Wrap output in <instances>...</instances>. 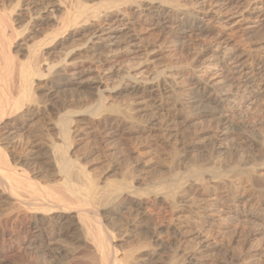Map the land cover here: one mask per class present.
I'll return each instance as SVG.
<instances>
[{
    "label": "rangeland",
    "instance_id": "obj_1",
    "mask_svg": "<svg viewBox=\"0 0 264 264\" xmlns=\"http://www.w3.org/2000/svg\"><path fill=\"white\" fill-rule=\"evenodd\" d=\"M2 1L5 7L11 5L10 0H1L0 3L4 4ZM147 1L150 0L86 2L104 18L108 10L124 9L118 37L111 45L113 48L89 51L90 33L80 28L74 42L67 40L73 33L67 31L63 35L64 50H58L59 56L50 58L55 62L64 59L73 48L68 58L69 69L86 71L88 76L85 79H88L87 83H93L92 88L66 86L55 90L47 100V110L38 115L35 123L1 131L5 137L3 146L10 156L13 154L12 165L19 174L26 175L36 187L57 193L56 189L64 179L58 176L51 159L49 139L43 137L39 130L51 132L67 107H80L81 113L74 118L78 133L70 149L73 160L97 184L99 192L123 181L131 186L130 196L121 197L119 193L114 197L115 205L121 206L115 212L111 210L116 208L115 205L83 208L87 209L86 214L91 220L106 217L103 230L113 232V245L122 264H182L189 254L194 255L192 264H264V97L250 99L229 72L230 58L235 55L241 53L250 59L264 57V0ZM110 2L114 4L108 8ZM135 3L142 4V7L136 8ZM1 4L0 7L3 6ZM161 5L169 8L179 6L185 12L175 13L173 18L189 25L205 18L204 30H175V33L155 29L150 25L152 13L148 9ZM142 11L148 14V19L142 17ZM243 13L247 16L245 21H242ZM30 14L27 13L23 19L27 20ZM26 24H18L20 35L15 43V51L23 61L28 56L25 49L34 43L36 36H41L32 30L33 25H28L29 31ZM47 29L53 30V26H47L45 31ZM133 35H138L136 47L130 43ZM199 74L204 79H213L211 82L219 88V95L229 94L224 101L232 106L226 117L227 125L221 124L220 115L210 113L220 101L215 104H186ZM136 81L159 88L156 94L161 108L157 110V105L148 100L147 94L137 97L129 90L128 87ZM89 106L95 109L96 115L90 117L84 112ZM224 129L226 137H222ZM56 138L62 145L60 135L57 134ZM247 169H256L259 180L245 178L247 187L239 191L237 199L230 200L227 193H222L221 196L227 198L224 197L221 203L219 197L221 209L230 204L234 207L240 204L243 210L239 215H226L224 220L218 217L216 220L212 216L206 221L195 214L194 203L203 196L202 191L195 192L193 187L198 174L201 173L208 182L215 178L224 184L228 180L240 181L246 176L243 171ZM157 183H164L159 196L177 197L179 209L171 212L166 203L155 202H151L147 209L138 206V199L156 196L153 187ZM242 195L246 199L241 200ZM5 197L0 196L2 264H85V247L75 242L81 231L74 228L75 224H79L77 228L80 223L82 226V221L69 219L63 226L38 232L27 222L21 224L16 221L17 217ZM228 217L232 219L228 220ZM94 222L92 220L91 227ZM165 226H171L178 234H173V230L167 233ZM158 227L161 230L157 232ZM200 233L207 237L206 240L198 238ZM155 235L161 237L163 244L154 247L158 252L155 259L148 256L145 260L142 257L144 248L154 241ZM128 255L131 258H126Z\"/></svg>",
    "mask_w": 264,
    "mask_h": 264
},
{
    "label": "bare ground",
    "instance_id": "obj_2",
    "mask_svg": "<svg viewBox=\"0 0 264 264\" xmlns=\"http://www.w3.org/2000/svg\"><path fill=\"white\" fill-rule=\"evenodd\" d=\"M10 1L11 5H9V7H5L4 1H2L4 4L0 3L1 5H3L2 7H0V196H6L5 198L7 199V202H9L10 207H12V212H14L17 217L16 221L21 224L27 222L33 230H36L38 232H41L45 228L63 226L64 222L69 219L72 221H82L83 225L81 226L80 223V229L77 228L79 224H75L74 228L75 231H81V233L78 234L77 237H75V242L78 244V246L82 245V247H85L83 254L84 263L122 264V260H120L116 255L117 251H115L113 245V232L111 233V231L109 232V230L107 229L105 231L103 230L106 228L104 227L106 217L103 216L102 220L98 218L92 219L95 222L91 227L90 225L92 224V220L91 218H89V216H87L88 214H86L87 209L83 208L86 206L96 205L103 208L110 207L111 205L114 206V197L119 193L121 194V197L130 196L131 186L128 184V182L123 181L122 183H118L102 192H99L97 184L89 179L86 171L79 167L73 160L70 149L71 146L75 143V134L77 132V121L74 118L81 113V108H73L71 106L67 107L68 109L66 113L60 116V122L53 125V129L51 130V132H48V130L46 132L43 129L39 130L43 137L49 139L51 143L50 145L52 146V151L50 153L51 159L57 170L58 176L64 179V183L57 187V193L55 194L51 193L47 189H40L36 187V185H34L26 175L19 174L16 171L17 168H13L15 167L12 165L11 160L13 159L11 157L13 154L10 156L6 150V147L3 146L5 143V137L3 136L4 134H1V131L4 129L6 130L7 128L16 130L18 129V127L27 126L30 123L34 122L38 115H40L44 110H47V100L52 96L55 90L57 91L58 89L63 87L66 88V86H75L77 88H85L86 86H88L89 88H92L93 83H87L88 79H85L88 76V73L86 71H80L77 68L69 69L70 62L68 58L73 52V48L72 50L68 51L66 55L64 54V59H59V61L57 62L52 61L50 57H52L53 55H58V50H64L63 48L65 47H62L65 44L63 35L67 33V31L71 30L73 32L71 35H69L67 40L69 42H74L75 38L78 36V31L80 30V28L90 33L88 41L90 42L91 47H88L89 51L92 49L96 50L101 48L105 49L106 47L110 48V46L113 45L112 42L118 37L117 34L120 31L119 23L121 22L120 16H122V13L124 14V9H121L120 7L117 9V11H112L110 9L111 11L108 10L106 11V13L104 12L106 16V18H104L102 14L100 16L99 11L96 12L95 9L87 6L88 4H86V2L89 0ZM151 1L153 0L147 1V3ZM112 3H108L109 7H106L111 8L110 5H112ZM243 3H245V1ZM247 3L248 2H246L245 4ZM139 7H142V4L136 5V8L139 9ZM143 9L140 8V10ZM148 10L150 11V13H152V22L150 23V25L155 29L158 28L159 30H169L172 32L175 30L187 31V29H191L192 31L204 30L203 23L205 21V18L199 19L194 25H189V23L186 24L185 22L175 20L173 18V15L175 13L185 12L182 11L177 5H174L171 8L161 5L160 7H153L149 8ZM126 11L127 10H125V12ZM143 11H146V9H144ZM27 13H31V17H27L28 19L24 20L23 18ZM58 13H60L61 15H59ZM186 14L189 13L186 12ZM193 15H195V13ZM142 17H147L148 19V14L143 13ZM241 17L242 21H245V19H247L245 13L241 14ZM185 19L186 18H184V20ZM102 21L103 24L100 23ZM21 22L27 23L25 26L28 30L30 27L28 25H33L35 29L33 28L32 30H36L35 33L41 34L40 37L36 36L38 38L35 39L34 43L30 47H27V49H25V52L28 55L25 61L21 60L18 57L17 52L15 51V48H17L15 43L18 36L20 35V29H18L19 27L17 28V26ZM135 22L137 23V21ZM99 23L101 25H99ZM47 26H53V30L47 29L48 31H45V28ZM160 34H162V31ZM137 36L138 35L134 37L133 35V38H131L130 43L132 47H136L135 42L137 41ZM218 51L220 52V50ZM230 60L231 63L229 72L232 76V79H235L238 84L242 85L241 87L244 88V90L246 91L245 93L250 99L263 98L264 57L250 59L248 56L240 53V55H235L233 58H230ZM202 75H197L198 79L194 80L193 87L191 88L185 102L186 104L193 105L197 103L215 104L216 102L220 101L218 106L212 109L210 108V113H213L214 115H220L221 124L227 125L228 122L226 120V117L230 110H232V106L226 105L224 101L229 97V94L219 95V88L211 82L212 78L204 79L202 78L204 75ZM191 86L192 85H190V87ZM128 88L137 97H143L145 96V94H147L148 100H150V102L153 101L154 104L157 105L156 109L158 110V108H161L162 104L161 102H159L156 94L158 93L159 88H155V86L151 85L150 83L140 81L133 82L132 85H130ZM162 99L160 98L161 101ZM94 110L95 109L93 107L89 106L88 108L86 107V110L84 112L92 117L96 115V111ZM101 111H103V109H101ZM217 128H219L218 125ZM52 131L60 135L63 141L61 143L62 145L58 143V139L56 138L57 134L52 133ZM217 134L219 135V133H216V136ZM226 135L227 132L225 130V132H223L222 134V137H226ZM13 162L15 164V160ZM255 170L247 169L243 171L246 176L243 177L240 181L228 180L227 183L224 182V184L215 181V178L210 179V182H208L206 181L207 179L205 180L204 176H201V173L198 174L196 176V181L193 187L194 189H196L195 192L202 191L203 196L200 201L194 203L195 214L206 221L212 216H214L215 219L216 217H218L220 220H224L226 219V215H239L243 210L241 209L240 204L235 207L232 204H226L227 206H223L222 209L220 208V199H222V203L223 199H225L224 197H226H222L221 194L227 193V196L228 198H230V200L231 198L237 199L236 197L240 196L238 194L239 191L247 187L245 178H251L252 180L257 177L259 178ZM163 187L164 183H157L153 187L156 196L152 199H138V206L141 208H146L151 204V202H155L157 204L166 203L171 212L179 209L180 207L178 208V202L176 199L177 197L161 198L159 196L158 192ZM194 189L192 188V190ZM223 190H226V192H222ZM184 193V195H186V192ZM244 198V195L240 197L241 200H244ZM260 198L263 197L261 196ZM119 205H115L116 208L111 210L115 212L119 207H121ZM99 215L97 214L96 216L99 217ZM229 218L230 217H228L227 219L229 220ZM83 219L87 224L85 223V221H83ZM231 219L232 218H230V220ZM156 230L158 232L161 230V228L158 227ZM165 230L167 233L172 232V230L173 234L176 235L177 233L176 230L172 229L171 226H165ZM204 236L200 233L198 235V238L202 240L207 238ZM152 240L154 241L144 248V250H146L143 252L142 257L145 258V260H148V258H146L148 256H150L152 259H155L158 252L155 250L156 248L154 249V247L161 246L163 244V240L158 235H155ZM126 258L131 257L130 255H128V257ZM193 261L194 255L189 254L185 262L182 264H192ZM0 264H2V262H0Z\"/></svg>",
    "mask_w": 264,
    "mask_h": 264
}]
</instances>
